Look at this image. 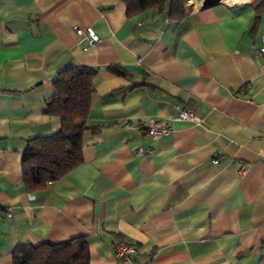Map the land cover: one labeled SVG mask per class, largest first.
Segmentation results:
<instances>
[{"label":"crops","instance_id":"0c3cea01","mask_svg":"<svg viewBox=\"0 0 264 264\" xmlns=\"http://www.w3.org/2000/svg\"><path fill=\"white\" fill-rule=\"evenodd\" d=\"M203 1L172 22L128 16L121 0H0V264L17 244L79 236L89 264H124L115 238L136 248L133 264H264V0ZM73 65L96 69L82 161L28 192L23 151L59 130L45 103ZM175 104L201 123L176 120ZM152 119L171 133L135 126Z\"/></svg>","mask_w":264,"mask_h":264},{"label":"trees","instance_id":"16d2710c","mask_svg":"<svg viewBox=\"0 0 264 264\" xmlns=\"http://www.w3.org/2000/svg\"><path fill=\"white\" fill-rule=\"evenodd\" d=\"M128 16L153 9L172 22L185 17L187 0H121ZM117 75L126 70L110 65ZM96 69L73 65L58 72L52 81L53 94L46 100L45 113L60 120L59 130L27 141L22 154L23 184L28 192L44 188L79 165L81 136L89 112ZM12 264H89L86 238L79 236L59 243L17 244L12 249Z\"/></svg>","mask_w":264,"mask_h":264},{"label":"built area","instance_id":"2783aa9c","mask_svg":"<svg viewBox=\"0 0 264 264\" xmlns=\"http://www.w3.org/2000/svg\"><path fill=\"white\" fill-rule=\"evenodd\" d=\"M74 32L77 38L86 40L89 46L93 45L99 40L98 35L90 27L84 29L75 27ZM256 54L261 59L260 67L262 72H264V18H262V32L260 35V44L256 49ZM174 106L178 110L177 115L175 116L176 120L192 122L195 124L201 123V118L198 115H196L195 112L187 108H181L178 104H175ZM123 126L124 128H131L132 124H130L129 122H124ZM135 126L137 129L144 130L146 134L150 136L152 139H156L162 136H167L172 131V125L170 123L159 119H152L146 123L138 122ZM148 152L150 153V150H148ZM213 163L215 164L218 163V160L214 159ZM245 170H246L245 166H241V168L239 169L241 174L245 173ZM6 214L7 216H11V211L8 210ZM112 249L114 254L118 258H120L124 264L134 263L137 250L133 245H130L123 240L115 238L112 241Z\"/></svg>","mask_w":264,"mask_h":264},{"label":"water","instance_id":"95a60500","mask_svg":"<svg viewBox=\"0 0 264 264\" xmlns=\"http://www.w3.org/2000/svg\"><path fill=\"white\" fill-rule=\"evenodd\" d=\"M217 2H220L219 0H204L202 3H201V6L200 7H205V6H211Z\"/></svg>","mask_w":264,"mask_h":264},{"label":"bare ground","instance_id":"6f19581e","mask_svg":"<svg viewBox=\"0 0 264 264\" xmlns=\"http://www.w3.org/2000/svg\"><path fill=\"white\" fill-rule=\"evenodd\" d=\"M194 1H197V0H191V2H194ZM219 1H224V3L228 2L227 4H229V3H234V2L240 1V0H219Z\"/></svg>","mask_w":264,"mask_h":264},{"label":"rangeland","instance_id":"374dc122","mask_svg":"<svg viewBox=\"0 0 264 264\" xmlns=\"http://www.w3.org/2000/svg\"><path fill=\"white\" fill-rule=\"evenodd\" d=\"M189 3L192 4L191 0H187V4H189Z\"/></svg>","mask_w":264,"mask_h":264}]
</instances>
